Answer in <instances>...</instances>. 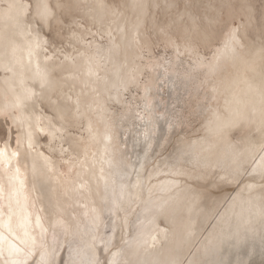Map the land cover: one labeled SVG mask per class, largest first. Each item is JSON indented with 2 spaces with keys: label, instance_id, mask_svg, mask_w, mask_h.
I'll use <instances>...</instances> for the list:
<instances>
[{
  "label": "bare ground",
  "instance_id": "6f19581e",
  "mask_svg": "<svg viewBox=\"0 0 264 264\" xmlns=\"http://www.w3.org/2000/svg\"><path fill=\"white\" fill-rule=\"evenodd\" d=\"M34 1L32 15L35 18H29V4L23 0L0 2L5 4H0L1 113L21 129V150L30 156L28 171L34 178V183L30 184L29 174L22 168L21 151L0 141V264H28L30 259V264L60 263L55 251L60 244L51 240L52 231L56 235L62 231L67 239L76 237L78 245H72L70 253L76 264H101L102 254L112 247L115 250L108 259L110 264H162L161 256L166 258L165 264L178 261L213 264L217 259L233 260V255L245 257L244 251L247 254V249L255 250L260 246L264 240V50L240 52L241 40L231 32L210 60H205L194 49H177L169 62L150 64L154 77L142 88L143 111L138 107L125 110L139 120L140 129L135 131L139 137L123 143L117 128L119 121L115 123L117 130L107 121L106 113L110 109H106L105 102L108 97L121 103L128 86L139 83L135 69L124 68L114 56L127 45L138 47V37L135 38L138 23H130L126 40L124 25L116 23L117 36L113 35L107 45L96 41L87 43L82 38L83 32L80 37L83 48L78 56L65 54L63 59H58L54 52L48 51V40L35 22L39 19L43 25H48L54 12L50 0ZM95 2L97 9L92 16L98 21H103L107 13L113 14L107 11L102 0ZM128 2L135 7L138 5L139 13L144 12L141 0ZM104 32L111 34L110 30ZM183 53L192 54L194 65L189 64L190 71H202V78L198 76L195 80L191 95L197 98L196 110L191 112L192 117L200 121L197 130L187 121L184 110L176 116L178 121L172 120L174 115L169 111L174 103L177 106L183 94L179 98L171 97L174 103L165 106L166 113L158 118V109L155 110L158 96L148 93L159 80L164 81L168 73L173 77L169 75L166 84L172 85L176 80L178 84L182 66L178 61ZM108 62L113 68L107 67ZM160 69L163 78L161 74L156 77ZM65 86L74 92L78 87L85 88L81 95L78 94L81 89H77L78 93L67 95L65 100L75 118L87 119L89 143L98 148L97 156L82 165L83 173L91 177L69 187L67 194L75 208L72 224L61 217L54 221L48 219L40 198H51L53 193L47 191L46 195L33 188L48 181L50 171L55 176L54 164L37 148V135L42 132L54 140L63 130L50 117L37 111L39 103L54 101V94L64 91ZM188 91L186 96L190 95ZM177 92L179 90L174 94ZM59 116L62 118V114ZM182 126L186 129H180ZM236 129L240 130V137L234 139L232 134ZM176 133L180 135L177 146L165 154L164 159L160 156L161 160L154 166L153 162L173 142ZM189 134L200 136L193 138ZM56 180L54 177L53 181ZM189 180L201 184L204 181L216 190L240 184L241 187L235 193L215 196ZM51 205L55 213L65 212L62 206ZM162 221L167 226L162 225ZM205 223H211V230L195 257L190 256L188 263H184L188 251L201 239L200 231ZM106 228H110L109 233ZM120 231L132 235L122 238L119 245ZM241 249L244 253L237 252Z\"/></svg>",
  "mask_w": 264,
  "mask_h": 264
},
{
  "label": "rangeland",
  "instance_id": "374dc122",
  "mask_svg": "<svg viewBox=\"0 0 264 264\" xmlns=\"http://www.w3.org/2000/svg\"><path fill=\"white\" fill-rule=\"evenodd\" d=\"M1 1L3 0H0V2ZM23 1L29 4V18H35V16H33L35 10V1ZM79 1L80 0H50V4L54 12L53 15L50 17L51 19L49 20L48 25H43L42 22L39 21V19H35V22L38 25L40 32L48 40V44L46 45L48 51L54 52L53 54L58 59H63L65 54L73 55V57L78 56L80 50L83 48L80 42L82 38L85 39L87 43H93L96 41L97 44L99 43L101 45H107L109 43V39L112 38L113 35L116 34L115 36H117V30L114 28L116 23H118L119 26L124 25L123 29L127 31L125 40L129 39L130 23H138V31L135 36V38L138 37V47H132L127 45L122 50L120 49L119 53L115 54L114 56L116 60L123 64L124 68L127 67L128 69V67L130 66L131 70L135 69V73L139 74L137 75L139 83L138 85L128 86L127 90L123 92L121 103H117V101L108 97H106L107 100L105 102L106 109L107 107V110L110 109L109 112L106 113V115L108 116L107 121L112 122L113 125H115L114 129L117 130L118 128V131L120 130L119 133L120 135L122 134L121 138L123 143L131 142V139H137L139 137L136 135L135 132L140 129V126L138 125L140 124L139 120L134 118L131 113H126L125 110L128 108L133 110V108L138 107L141 112L143 111L142 106H144L145 103L143 96H145V94L143 93L142 88L144 85L148 84V82L154 77L153 70L149 69L150 64H154L157 61L162 62L164 60L166 62H169L170 60L174 59L177 49L185 51H193L194 49V52H197L200 56L204 57L205 60H210L214 53L223 46L224 42L227 41V38L233 32H235L241 40H239L240 43H242V46H240L242 47V49L239 47L240 52L264 50V0H141V3L144 7V12L142 11V14L138 12V5L137 7H135L133 3L128 2L129 0H102L107 11L113 12V14L111 15L109 13L104 15L102 17L103 21H98L97 17L92 16L97 9L95 0H88L90 1L88 3L87 0H81L80 2ZM82 1H84V4ZM0 4L1 6H5L4 2ZM88 4L90 8L88 7ZM82 5L84 6V8L80 9L81 7H83ZM85 7L87 9L89 8V10H86ZM134 8L137 10H134ZM124 10L127 13H125ZM90 16L93 18H91ZM135 16L138 18H136ZM104 30H110L111 34L107 35ZM81 36L82 38H80ZM180 58L182 61L180 60L181 62L178 61V63L183 67L180 66L179 68V73H181V76L179 75V78H181H178V84L175 83L177 82V80L173 82L172 85L166 84L170 76L173 77L172 74L168 73L167 77L164 78L165 80H159L158 82L161 84L157 82L159 85L156 83V86H153V88L155 87L153 89L154 91L151 90L148 91V93L153 95L157 94L156 96H158V98L155 100L157 101L155 102L157 104L155 110L158 109V112L156 111L157 117L163 116L166 113V107H169L170 103H174V101L171 100V97L172 99L174 96V98H179L180 94H183L179 98L181 100L177 101V106L175 105L176 103H174L171 107L172 111L171 109L169 111L174 115H172V120L174 122H176V120L178 121L179 119H177L176 116L178 117L180 111L184 110L185 116L189 118L187 121H189L190 125H192L191 127L194 130H197L201 125L200 121H196L197 117H192L191 115V112L196 110L197 98H192L191 95L195 88V86L193 85L195 83V80H197L198 76L202 78V71H190L189 64L194 65L191 53H183ZM109 64L110 62H108L107 67L113 68V66L111 67V65ZM157 74H161L160 76H162V78L164 76L162 69L157 71L156 77H158ZM108 76H110L111 78L112 74H109ZM1 77L2 74L0 73V78ZM190 78L192 79L190 80ZM180 83L182 85L185 84V86L182 87ZM186 84H189V87ZM165 85L168 87L166 88ZM174 86L176 87L175 89H173ZM77 89L81 90L78 91ZM77 89H75V92L78 91L79 93H77L79 95H81L82 93H84L83 91H85L84 87H78ZM177 90H179V92H177L179 95L177 93V95L174 94ZM187 91L190 93V95L188 96H186ZM75 92L73 89L69 90L68 86H65L64 91L60 93L58 91L54 94V101L41 100L39 103V108L37 111L40 113H44L46 116L50 117L51 120L57 126L63 128V130L62 132H58L59 135L57 134V137L54 140H51L47 134L42 132H39V135H37V148L41 150V152H43L50 159L52 164H54L53 166L55 170V176H53L52 171H50L48 181L43 182L40 187L33 186L34 191H37L39 193L40 191H44L45 194L48 193L47 191L53 193V196H49L51 198H40V201L44 204V209L47 213L46 217L51 221H54L57 217H61L62 219H65L67 223L70 224H72V218L74 215L75 208L72 207V205L70 204L71 201L67 194L70 191L69 187H71L72 185H79L80 183H82L83 180L91 177L90 175H85L83 173L84 168L82 165L85 162L94 159V157H96L98 153V148L96 147V145L89 143L90 139L87 132V119L84 116L82 118H75L72 114V109H67L70 105L65 100V98L68 97L67 95L74 96ZM161 95L164 98H162ZM161 98L163 100V103L161 101ZM128 102H131L132 104ZM166 102L168 105H166ZM180 103L182 104L180 105ZM126 105L127 107H125ZM58 109L60 110V112H58ZM59 114H62V118H60ZM116 115L118 116L116 117ZM92 118H94V116H92ZM120 119L122 123L120 122ZM114 120L116 121L114 122ZM115 123H117V128ZM173 126L175 130V123H173ZM100 128V130H102L103 127L100 125ZM180 129L185 130L186 127L182 126ZM20 135L21 129H19L18 127H16L15 124L12 123L11 118H9L4 113H1L0 99V141L2 144L7 145L13 150H18L19 152L21 151V158L24 159V162H22L24 163L22 164V168L25 172H27V174H29L28 180L29 183L32 184L34 183V178H32L31 172L29 173L28 171V169L30 168V156L27 154H23V150H21L22 146L20 141ZM190 135L192 134H189V136ZM232 135L234 139L239 138L240 130L236 129V131H234ZM199 136L200 135L198 134L192 135L193 138ZM179 138V133L174 134L173 142H171L170 145L167 146L166 150L161 155H158L159 157L156 162H153L154 166H156L157 162L160 159V156L161 159H164L166 155L172 152V150L177 146L176 141ZM142 147L143 144L141 145V148ZM141 148H138L137 150H140ZM72 165L73 167H71ZM68 166H70V169L68 168ZM54 177L57 178L55 182L53 181ZM189 181L196 185L199 189H204L207 193L213 194L215 196H223L226 193H235L236 189L238 190L241 187L240 184L235 187H227L221 188L220 190H216L208 187L206 185L207 183L202 180H199L200 182H203L202 184L194 180ZM69 182L71 183L69 184ZM35 200L37 201L38 198L35 197ZM68 200L69 203H67ZM51 203L62 206L65 209V212L55 213V207L51 205ZM107 221L110 222L109 219ZM164 223L165 222L162 221V225L165 226L167 223ZM210 224L211 223L204 224V229L200 231V235H202L203 238L201 237V239L197 241V243H195V246H193V248L188 251L184 258V263H188V261L192 257H195L201 242L206 239L208 232L212 228ZM109 231L110 228H106V232L109 233ZM129 235L132 234H129V232H121L118 236L117 244L120 245L122 243L121 239L126 238ZM52 238L56 240L57 244H60L55 249V251L58 252V258L60 260V263L58 264H76V261L74 262V260L71 259L72 254H70L72 245H76L78 243L75 240L76 237L73 236L72 238V236H69L67 239V237L63 236L62 231L58 232L57 235L54 233V231H52L51 240ZM260 247L262 248L259 250ZM114 250L115 247H112L107 253L102 254L101 264H110L108 259L111 257V254ZM253 250L254 249L251 248L247 249V254L246 251H244L245 257H242V255H233V260H235L234 262H232V259H223L221 261L217 259L216 262H213V264H264V240L263 243L260 244V246L257 245L255 247L256 251ZM237 252L242 253L243 251L241 249ZM190 256L191 258H189ZM161 257L162 264H165L166 258L164 256ZM30 263H32V259H30V262H28V264ZM126 264H131V262H127ZM177 264H181V262L178 261Z\"/></svg>",
  "mask_w": 264,
  "mask_h": 264
}]
</instances>
